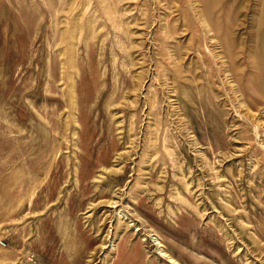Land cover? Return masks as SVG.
<instances>
[{
    "label": "rangeland",
    "instance_id": "1",
    "mask_svg": "<svg viewBox=\"0 0 264 264\" xmlns=\"http://www.w3.org/2000/svg\"><path fill=\"white\" fill-rule=\"evenodd\" d=\"M0 264H264V0H0Z\"/></svg>",
    "mask_w": 264,
    "mask_h": 264
}]
</instances>
